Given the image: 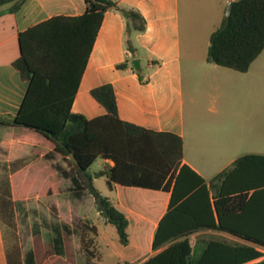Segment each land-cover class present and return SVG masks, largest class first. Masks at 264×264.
Returning <instances> with one entry per match:
<instances>
[{"label":"crops","instance_id":"crops-1","mask_svg":"<svg viewBox=\"0 0 264 264\" xmlns=\"http://www.w3.org/2000/svg\"><path fill=\"white\" fill-rule=\"evenodd\" d=\"M112 1L124 9L140 13L145 20V28L130 35L135 48L133 56L125 42L124 16L115 9L104 12L72 102V111L87 118L103 115L104 107L92 97L90 91L104 83L112 84L119 117L146 129L179 136L183 147L182 164L193 169L207 185L238 157L245 154L264 155V80L260 82L259 89H249L250 69L238 72L207 60L210 36L226 17L228 2L234 0ZM85 10L84 0H22L16 10L12 9L11 4L2 7L0 117L10 118L16 114L27 88V82L14 66L20 54L19 33L51 17L78 16ZM134 59L139 60L138 69L133 65ZM125 61L126 67L117 66ZM241 79L244 85L239 84ZM235 80L238 83H234ZM222 88L227 91L224 98H220ZM205 102L214 103L213 108H208L214 112V117L207 128H203L200 122ZM53 147L51 141L33 130L0 126V181L7 179L11 194L16 177H38L33 170L41 168L42 164H57L62 170L71 172V166L60 155L45 158ZM102 160L107 173L113 162ZM55 172L61 191L34 196L35 204L44 197L62 195V198L63 185L68 182L71 188L70 177ZM98 174L101 173L94 172L93 177ZM108 191L110 194L107 197L128 219L127 245H122L117 235H111L109 231L107 234L105 226L111 224L96 210L90 195L93 213L82 210L77 213L79 219L73 226L64 221L57 230L52 227L46 243L51 244L53 250H46L40 259L34 246L28 250L31 252L35 249L32 256L34 264H87L80 245V226L83 222L97 228L94 238L96 264L103 261L100 249L103 244L108 249V264H141L167 246L154 250L152 244L159 221L168 209L169 192L121 184H114L112 190L108 188ZM85 196L75 198L81 200ZM11 199L13 229L17 224L14 203L20 200L13 195ZM30 199L27 197L21 201ZM26 216L29 219L37 218L40 213L33 209ZM213 216L215 226L202 227L188 236L194 260L201 258L203 264H232L235 261L241 264L242 246L260 248L237 234L256 233L260 231L258 226L222 227L218 225L216 213ZM3 225L0 215V264H18L15 247L11 250L6 245ZM40 234L43 244V233ZM16 235H19V231H16ZM35 241L33 236V245ZM16 246L20 252V264H25L27 251L23 253ZM262 258L264 256L243 264H252Z\"/></svg>","mask_w":264,"mask_h":264},{"label":"trees","instance_id":"trees-1","mask_svg":"<svg viewBox=\"0 0 264 264\" xmlns=\"http://www.w3.org/2000/svg\"><path fill=\"white\" fill-rule=\"evenodd\" d=\"M86 10L78 16H54L39 22L18 35L19 57L14 66L27 88L13 117H0V126L33 130L54 144L46 159L60 155L70 166L66 172L57 164H42L35 169L38 177L18 176L11 187L6 180L4 206L10 226L13 223L12 199L57 194L61 191L55 171L70 177L71 194L81 198L92 196L96 210L111 224L122 245L128 244V219L113 202L93 185L89 168L96 158L111 160L106 184L161 189L170 193L167 212L154 234L157 254L141 264H203L192 258L188 236L206 226L255 224L256 233H237L255 243L258 249L242 246L243 264L264 256V155L245 154L234 160L206 184L187 164H182L183 147L179 136L170 132L146 129L122 120L118 115L112 84L91 89L92 97L104 107L105 113L87 118L72 111L80 79L91 52L102 16L108 9L118 10L126 20V46L135 55L130 35L145 28L140 13L124 9L112 0H84ZM22 0H0V12L6 4L16 10ZM264 49V0H234L229 16L212 32L207 60L238 72H246ZM127 66V62L117 65ZM139 75V71H136ZM141 79V77H140ZM73 154L76 167L69 159ZM80 245L87 264H96L95 225L81 224ZM20 264V252L15 248ZM208 251V250H207ZM27 253L25 264H34ZM12 256V255H11ZM11 259L8 255V260ZM235 261L232 264H237ZM252 264H264V258Z\"/></svg>","mask_w":264,"mask_h":264},{"label":"rangeland","instance_id":"rangeland-1","mask_svg":"<svg viewBox=\"0 0 264 264\" xmlns=\"http://www.w3.org/2000/svg\"><path fill=\"white\" fill-rule=\"evenodd\" d=\"M227 5V3H226ZM225 13V10H224ZM223 13V18H224ZM221 24V23H220ZM183 45L185 44V41L183 40ZM250 71H249V77L251 79L250 81V87L252 90L259 89L260 82L264 80V49L259 54V56L252 62L250 65ZM234 81V80H232ZM256 81V83H255ZM234 83H238V81L235 80ZM245 82L241 81L239 84L244 85ZM257 86H256V85ZM221 96L220 98H224L227 95L226 89H221ZM213 102H205L202 111L200 114L201 118V126L203 128H207V125L210 124L211 120L214 117V112L212 110H208V108H213L214 105ZM199 122V123H200ZM106 167L104 165V162L102 158L98 157L96 160L92 163L90 170V175L92 178V185L102 194L105 196H108L110 193L108 191V186L106 184L107 180V173H106ZM100 172L101 174H98L97 177H93V173ZM6 180L5 178H2L0 181V207L2 208V212L4 213L7 211L4 206V200L6 199ZM8 182V181H7ZM69 182L63 185V197L61 196H54V197H44L42 198L41 202L38 204H35V200L33 199V196L30 200H20L16 201L14 203V208L17 210V224L12 229L10 226V221L8 218V214H4V222L3 225V233L6 240V245L9 249H13L18 245L22 252L28 253L30 249L35 247V251L37 253L38 258L44 257V253L46 250H53L51 244H47L48 238L51 234L52 227L57 230V228L61 227V224L64 223V221L70 222L71 226L74 225V223L79 219L77 216V213L85 210L88 214L93 213L92 203L90 201V195L85 194L86 196L78 200L75 197L71 196L70 192V186ZM72 186V184L70 183ZM60 199L59 203L56 201ZM36 209L39 211L40 216L37 218H27L26 214L28 211ZM61 215V216H60ZM101 222V221H100ZM65 228L67 226L65 225ZM16 231H19V235H16ZM105 231L108 234V231L111 235H116L115 228L112 225H106ZM39 232V233H37ZM41 233H43L44 241L43 244L40 242L41 240ZM33 236L36 238L35 244L33 245L32 239ZM101 249V255H102V262L100 264H108V249L103 244L100 247ZM31 250L29 254H32L34 256L35 251Z\"/></svg>","mask_w":264,"mask_h":264},{"label":"water","instance_id":"water-1","mask_svg":"<svg viewBox=\"0 0 264 264\" xmlns=\"http://www.w3.org/2000/svg\"><path fill=\"white\" fill-rule=\"evenodd\" d=\"M230 11H231V1L228 2V6H227V9H226V17L229 16ZM133 65H134L135 69H138L139 68V60L138 59H134L133 60ZM69 159L74 163V165L76 167L79 166L78 160L76 159V157L73 154L69 155Z\"/></svg>","mask_w":264,"mask_h":264},{"label":"built area","instance_id":"built-area-1","mask_svg":"<svg viewBox=\"0 0 264 264\" xmlns=\"http://www.w3.org/2000/svg\"><path fill=\"white\" fill-rule=\"evenodd\" d=\"M261 251L264 253V249H261Z\"/></svg>","mask_w":264,"mask_h":264}]
</instances>
